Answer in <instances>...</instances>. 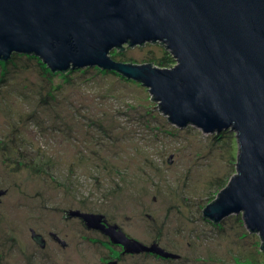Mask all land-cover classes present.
Here are the masks:
<instances>
[{
	"label": "rangeland",
	"instance_id": "obj_1",
	"mask_svg": "<svg viewBox=\"0 0 264 264\" xmlns=\"http://www.w3.org/2000/svg\"><path fill=\"white\" fill-rule=\"evenodd\" d=\"M109 54L175 64L159 42ZM149 97L139 81L99 67L52 72L22 53L0 60V264H105L115 255L119 264H264L260 234L242 213L218 222L202 214L237 171L235 132L179 127L149 110ZM71 210L102 214L179 256L125 253Z\"/></svg>",
	"mask_w": 264,
	"mask_h": 264
},
{
	"label": "water",
	"instance_id": "obj_2",
	"mask_svg": "<svg viewBox=\"0 0 264 264\" xmlns=\"http://www.w3.org/2000/svg\"><path fill=\"white\" fill-rule=\"evenodd\" d=\"M149 41L165 45L175 65L128 63L109 54ZM13 53L34 54L52 72L87 66L118 72L146 86L157 101L149 110L157 107L171 123L204 133L233 130L237 171L202 214L218 222L242 213L264 248V0H0V59ZM68 216L125 253L179 256L157 241L128 237L102 214L71 210ZM39 236L32 232L42 243Z\"/></svg>",
	"mask_w": 264,
	"mask_h": 264
},
{
	"label": "trees",
	"instance_id": "obj_3",
	"mask_svg": "<svg viewBox=\"0 0 264 264\" xmlns=\"http://www.w3.org/2000/svg\"><path fill=\"white\" fill-rule=\"evenodd\" d=\"M126 45H129V44H125V45H122L120 48H117V49H120V50H123V48H125L126 47ZM130 46V45H129ZM28 55H34V54H28ZM110 56L113 58V59H115V60H117V61H123V60H120V59H116L115 57H113L111 54H110ZM12 57V55L10 56V58ZM0 60H2V59H0ZM8 60V59H7ZM5 61V60H4ZM123 62H125V61H123ZM126 62H128V63H131V61H126ZM151 65H155V66H157V67H171V65H168L167 63H169V62H167V63H165L164 61H161V62H158L157 63V65L156 64H154V62H149ZM93 67H96V66H93ZM72 68H69L68 70H66V71H61V72H63V73H65V72H68V71H70ZM109 72H112L111 70L109 71ZM114 73H117V74H120V73H118V72H115V71H113ZM121 75V74H120ZM121 76H123V75H121ZM153 99H154V97H153ZM217 198V197H216ZM215 198V199H216ZM214 199V200H215ZM214 200H212L211 202H213ZM262 247H263V243H262Z\"/></svg>",
	"mask_w": 264,
	"mask_h": 264
},
{
	"label": "flooded vegetation",
	"instance_id": "obj_4",
	"mask_svg": "<svg viewBox=\"0 0 264 264\" xmlns=\"http://www.w3.org/2000/svg\"><path fill=\"white\" fill-rule=\"evenodd\" d=\"M108 239H109V237H108ZM119 261H120V256L119 255H115V256L110 257L109 259H107V261L105 262V264H112V262H114L115 264H119Z\"/></svg>",
	"mask_w": 264,
	"mask_h": 264
},
{
	"label": "bare ground",
	"instance_id": "obj_5",
	"mask_svg": "<svg viewBox=\"0 0 264 264\" xmlns=\"http://www.w3.org/2000/svg\"><path fill=\"white\" fill-rule=\"evenodd\" d=\"M175 65V64H174ZM88 67V66H87ZM110 71V70H109Z\"/></svg>",
	"mask_w": 264,
	"mask_h": 264
}]
</instances>
